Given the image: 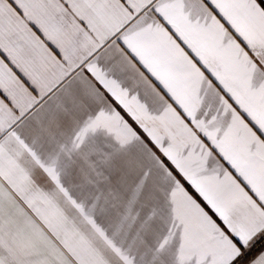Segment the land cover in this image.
<instances>
[{"label": "snow or ice", "instance_id": "obj_1", "mask_svg": "<svg viewBox=\"0 0 264 264\" xmlns=\"http://www.w3.org/2000/svg\"><path fill=\"white\" fill-rule=\"evenodd\" d=\"M262 237L264 0H0V264H264Z\"/></svg>", "mask_w": 264, "mask_h": 264}, {"label": "trees", "instance_id": "obj_2", "mask_svg": "<svg viewBox=\"0 0 264 264\" xmlns=\"http://www.w3.org/2000/svg\"><path fill=\"white\" fill-rule=\"evenodd\" d=\"M264 246L263 240L259 243H257L254 248L250 251L249 254L246 255L245 260L249 259L253 254L258 253Z\"/></svg>", "mask_w": 264, "mask_h": 264}, {"label": "crops", "instance_id": "obj_3", "mask_svg": "<svg viewBox=\"0 0 264 264\" xmlns=\"http://www.w3.org/2000/svg\"><path fill=\"white\" fill-rule=\"evenodd\" d=\"M142 71H143V69H141ZM146 75H148L147 73H145ZM150 79H151V77H150ZM126 119H127V117H125ZM130 123H131V121H130ZM135 126V125H134ZM262 239H264V237H262ZM262 241V240H261ZM261 241H257L256 243H259V242H261ZM263 242H264V240H263ZM254 248V247H253ZM262 249H264V246H263V248ZM261 249V250H262ZM260 250V251H261ZM250 253V252H249ZM248 253V254H249ZM259 253V252H258ZM258 253H255V254H253L249 259H252V258H255V256L258 254ZM249 259H247V260H249Z\"/></svg>", "mask_w": 264, "mask_h": 264}]
</instances>
